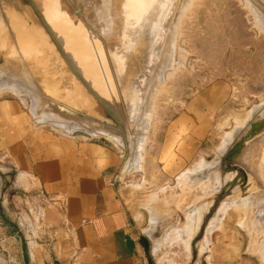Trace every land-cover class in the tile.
Listing matches in <instances>:
<instances>
[{
  "label": "rangeland",
  "instance_id": "obj_1",
  "mask_svg": "<svg viewBox=\"0 0 264 264\" xmlns=\"http://www.w3.org/2000/svg\"><path fill=\"white\" fill-rule=\"evenodd\" d=\"M184 1L163 0L150 34L141 23L136 26L139 32L135 29V12L142 11L134 0L0 3V11L12 10L10 22L18 27L7 32L3 46L23 58L37 53L36 61L24 62V67L1 61L0 264H22L25 236L15 219L35 213L30 203L36 195L27 186L30 178L17 180L14 164L15 145L31 133L95 144L115 154L114 180L126 187V197L141 220L148 217L145 233L151 235L154 255L162 264H264V117L257 113L264 109L262 15L251 10L248 0H186L183 6ZM116 29L125 41L139 43L144 35L145 44L128 55L116 52L110 48L116 43ZM165 48L174 63L171 73L165 77L164 72L162 78L158 58ZM99 52L105 54L99 58L106 95L79 64L86 57L95 61ZM58 53L80 85L73 75L67 76ZM125 57L130 61L126 88L118 75L120 65L113 60L123 63ZM37 77L43 80L40 87L45 92L29 86L27 79ZM46 89L69 95L65 102L78 110L63 109L67 116L77 113L86 118L80 109L88 108L104 119L106 109L115 118L106 121L118 137L94 136L89 127V133L81 126L70 132L68 127L55 128L47 119L46 123L42 112H37L39 105L45 111L63 107ZM149 95L153 100L147 106ZM144 109L147 126L141 121ZM190 134L198 138L192 144L184 141ZM167 140L169 156L159 162L152 156L161 143L165 148ZM173 160H181L182 166L169 176L164 167Z\"/></svg>",
  "mask_w": 264,
  "mask_h": 264
},
{
  "label": "crops",
  "instance_id": "obj_2",
  "mask_svg": "<svg viewBox=\"0 0 264 264\" xmlns=\"http://www.w3.org/2000/svg\"><path fill=\"white\" fill-rule=\"evenodd\" d=\"M194 139L190 134L184 141ZM72 140L31 133L15 145L16 179L30 178L36 195L35 213L15 219L25 236L22 264H162L145 233L148 217L141 220L126 187L114 180L116 155ZM168 143L160 144L155 160L168 154ZM181 164L169 162L165 173L173 175Z\"/></svg>",
  "mask_w": 264,
  "mask_h": 264
},
{
  "label": "bare ground",
  "instance_id": "obj_3",
  "mask_svg": "<svg viewBox=\"0 0 264 264\" xmlns=\"http://www.w3.org/2000/svg\"><path fill=\"white\" fill-rule=\"evenodd\" d=\"M135 2H137V5L140 3V5H139V7H138V9L140 10V11H142V12H140V14H138V13H136L135 12V14H136V25H135V23H134V25H135V29L137 30V32H139L138 31V29H137V27H139V24L141 23V25H142V27H144V29H147V33L148 34H150L151 33V30H152V25L154 24V22L155 21H158V18H159V16H160V14H161V11H162V1L163 0H142V1H138V0H134ZM248 1H250L251 2V5H249V7L251 6V10L253 11V12H257V11H259V12H261L260 13V16L262 15V18L261 17H259L260 19H262L263 20V22H264V0H259V4H258V1L257 0H248ZM247 1V2H248ZM186 2V0L184 1V4H183V6H185V4H188V3H185ZM188 2V1H187ZM249 3V2H248ZM247 5V4H246ZM188 6V5H187ZM2 7V6H1ZM248 7V8H249ZM261 7V8H260ZM260 8V9H259ZM1 10V9H0ZM250 10V9H249ZM251 11V12H252ZM130 13H132V11H130ZM9 15V20H7V24L10 22V13L8 14ZM101 15H102V17L103 18H105L104 19V23H107L108 22V20H106L107 19V16L105 15V14H102L101 13ZM258 15V14H257ZM106 16V17H105ZM259 16V15H258ZM256 18V17H255ZM259 19V20H260ZM257 21H258V19H257ZM157 23V22H156ZM257 23V22H256ZM10 26L12 27V30L13 31H15V30H17L18 29V27H16V23H14V24H12L11 22H10ZM260 24V26H261V23H259ZM264 24V23H263ZM9 26V25H8ZM137 26V27H136ZM264 27V26H263ZM102 28V27H101ZM5 29H7V26L6 25H4V24H0V70L3 68L2 67V64H4V62H5V64H9V65H11L12 67L14 66V67H24V65H23V63L24 62H27L29 65H31L32 63H34L36 60V58H37V53H36V50L34 51V52H30V53H28L24 58L23 57H19L18 56V54L17 53H14V54H11L10 53V51L11 50H8V48H5L3 45V41H5V38H6V36H7V30H5ZM119 32H120V30L119 29H116V31H115V35H116V37H114L115 38V41H116V43L115 42H113V44L110 46V48L111 49H115V51L117 52H122V53H124V54H126V55H128V54H130V53H133L134 51H136V47L137 46H139V49H140V46H143L145 43L142 41V40H144L145 39V36L143 35V37H142V39H139L140 40V42L138 43V41L137 40H134V39H131V40H134V41H136L137 42V44H134L133 42H131V40L129 41V39L128 40H126L125 41V39L126 38H122L120 35H119ZM173 33V32H172ZM175 33V32H174ZM14 34V33H13ZM12 34V35H13ZM172 35H175V34H172ZM174 38V37H173ZM64 38H62V40H63ZM65 40V39H64ZM128 41V42H127ZM142 41V42H141ZM145 47V46H144ZM7 50V51H6ZM6 53V54H5ZM97 55H98V57H97V59L94 61V60H90V59H88L87 57L86 58H84L83 60H82V62H80L79 63V61H80V58H79V61H78V58H75V55L73 56V59L77 62V63H79L80 65V68L82 69V71L84 72V74L86 75V77L90 80V82L95 86V87H97L101 92H102V94H104V95H106L107 93H106V90H105V87H104V84H103V82H102V79H101V76L102 75H100V70H101V66H102V64H101V61H102V59L100 60V58H104V56H105V54H102V53H97ZM23 56V55H22ZM99 56H100V58H99ZM162 57H164L163 58V63H162ZM23 58V59H22ZM1 59H3V60H1ZM125 61H123V63L122 62H118V60L117 59H113V60H116L115 61V64L117 65L118 64V66L120 65V73L118 74L119 75V78H120V80H121V84L123 85V87H127V77L129 76V74H130V66H129V63H130V61L128 62V60H127V57H125ZM1 61H4L3 63H1ZM158 61L160 62V65H159V69H158V75L160 76L161 75V77L162 78H164L163 77V75L166 77L167 75H168V71H170V73H171V70L170 69H172V65H173V58H172V54L170 53V50L169 49H166L165 48V50H164V52H163V54H162V52H161V54H160V57L158 58ZM104 64V63H103ZM163 67V68H162ZM6 68H9V66L8 67H6ZM174 70V69H173ZM165 72V73H164ZM117 73H118V71H117ZM164 73V74H163ZM120 74H121V76H120ZM2 77H4V75L2 76ZM159 78V77H158ZM157 78V79H158ZM161 78V79H162ZM156 79V80H157ZM28 80V83L30 84L29 86L30 87H35V86H37V88L39 87V88H41L40 90L41 91H43V92H45V89H42V87H40V83L43 81L42 79H40V77H37V78H34V81L30 78V79H27ZM160 82H161V80H160ZM155 83H157L156 81L154 82V85L156 86V84ZM0 85H1V87H2V84H1V81H0ZM55 86V85H54ZM52 87V85H50L49 86V88H51ZM56 88H57V86H55ZM86 87V86H85ZM87 88V87H86ZM154 88V87H153ZM152 88V89H153ZM34 89V88H33ZM88 89V88H87ZM152 89H150V90H152ZM89 91H90V89H88ZM46 92H50V93H52L53 95H55L57 98H58V100H61V104H62V106L63 107H61V109H58V111L56 110V111H54V110H48V111H45V110H43V105L41 104V105H39V108H38V105H37V103H34L35 101H33V100H29V101H31V103L33 102L34 103V105L38 108V114L40 113V112H42L41 114H42V116H41V119H44L45 121H46V123H47V120L49 121V122H51V125H54V127L55 128H64V127H68V129H69V131L70 132H73L74 130H79V126H81V128L83 127L84 128V131H86L87 133H89L88 132V130L86 129V127H89V128H91L92 130V132L93 133H95V134H93L94 136H109L111 139H113V137H118V135H117V133L115 132V130H114V128L112 127V126H106V125H103L102 124V122H97V121H93L91 118H88L87 116H86V118H82V117H80V116H78L77 115V113H75V115H76V117H73V115L72 116H67L62 110L63 109H69V110H71V111H76V109L75 108H70V107H72V104H74V103H66L65 102V98H69V95L67 94V93H65V92H62V91H60V90H50V89H46ZM152 94H153V92L152 93H150V95L152 96ZM150 95L148 96V98H147V101L145 102V103H147L148 105L147 106H150L152 103V101L151 100H153V99H149V97H150ZM151 98V97H150ZM71 99V98H70ZM72 100V99H71ZM80 100V99H79ZM73 101V100H72ZM32 103V104H33ZM33 105V106H34ZM100 106L101 105H99L98 107L96 106V109L99 111V108H100ZM42 107V108H41ZM145 107H146V104H145ZM144 107V108H145ZM262 107H264V106H262ZM147 108V107H146ZM145 108V109H146ZM149 108V107H148ZM147 108V109H148ZM34 109V108H33ZM45 109V108H44ZM145 109H144V117H142V119L143 120H141V121H143L142 122V126H144V124L145 123H150L149 122V119H148V122H146L147 121V114H146V112H145ZM146 109V110H147ZM261 109V108H260ZM150 110V109H149ZM259 110V109H258ZM73 111V112H74ZM151 112V111H150ZM254 112V111H253ZM253 112H252V114H253ZM257 112V111H256ZM152 113V112H151ZM150 113V114H151ZM258 114H260L261 113V115H263V117H264V109L262 108L261 110H260V112H257ZM256 113V114H257ZM40 114V115H41ZM149 114V115H150ZM97 115H98V113H97ZM251 116V115H250ZM258 116V115H257ZM42 117H44V118H42ZM96 117V118H95ZM98 118V116H94V120L95 119H97ZM254 118V117H253ZM252 118V119H253ZM47 119V120H46ZM146 119V120H145ZM43 120V121H44ZM88 120H90V121H88ZM98 120V119H97ZM100 120L102 121L103 120V118H100ZM151 120V119H150ZM144 123V124H143ZM89 125V126H88ZM146 126H147V124H145ZM146 126H145V128H146ZM79 127V128H78ZM240 127V126H239ZM249 127V126H248ZM80 128V129H81ZM143 128V127H142ZM251 128V127H250ZM249 128V129H250ZM109 129V130H108ZM116 131H118V130H116ZM91 132V133H92ZM119 133H120V131H119ZM248 133V132H247ZM245 135V134H244ZM233 137V136H232ZM142 138H143V136H142ZM114 140H116V139H114ZM117 140H118V138H117ZM142 140V139H141ZM140 140V141H141ZM232 143V142H231ZM142 144V143H141ZM229 144V143H228ZM228 144H226V145H228ZM227 147V146H226ZM142 149V148H141ZM140 152V151H139ZM217 164V163H216ZM215 164V165H216ZM219 164V163H218ZM221 164V163H220ZM213 166V165H212ZM216 167V166H215ZM214 167V168H215ZM212 169V168H211ZM210 173V172H209ZM219 173V172H218ZM211 174V173H210ZM217 176V175H216ZM229 176V175H228ZM225 177H227V176H225ZM219 178V177H218ZM228 180H229V178H227ZM226 179V180H227ZM224 207H226V206H224ZM208 208H209V203H207L206 205L204 204V207L202 208V209H205V211H208ZM222 209H223V207H222ZM226 209V208H225ZM224 209V210H225ZM220 211V210H219ZM224 212V211H223ZM222 212V213H223ZM219 213H221V212H219ZM219 215V214H218ZM222 215V214H221ZM223 216V215H222ZM217 219V218H216ZM218 219H220V218H218ZM145 220V219H144Z\"/></svg>",
  "mask_w": 264,
  "mask_h": 264
},
{
  "label": "water",
  "instance_id": "obj_4",
  "mask_svg": "<svg viewBox=\"0 0 264 264\" xmlns=\"http://www.w3.org/2000/svg\"><path fill=\"white\" fill-rule=\"evenodd\" d=\"M2 1H8V0H0V3L2 2ZM17 1V0H16ZM25 1V0H24ZM24 1L23 0H18V3L19 2H21L22 4L24 3ZM28 1V0H27ZM20 6V5H19ZM18 6V8H21V10H22V8L23 7H19ZM33 9V8H32ZM12 10H10V9H6V11H0V24H4V25H6L7 26V29H5V30H7L9 33H11L13 30H12V27L10 26L11 24H10V22L7 24V20H9V12H11ZM35 10L33 9V13H34V15H36V12H34ZM19 15H20V13H19ZM37 19H39L38 18V15L37 16H35ZM23 18V17H22ZM9 25V26H8ZM33 26V25H32ZM37 26H39V25H37ZM40 27V26H39ZM40 29L45 33V35H46V37H47V39H48V35H49V33L48 34H46V32H45V30L42 28V27H40ZM51 37V36H50ZM52 39V38H51ZM49 40V39H48ZM49 42H51L52 44H54L53 43V40H49ZM55 46V45H54ZM61 54H59L58 53V56H59V58H60V62H62L63 63V65H64V67H65V69L67 70V72H66V74H67V76L68 75H70L72 72H70L71 70H69V68H68V66H66V64H65V62H63L62 60V55L60 56ZM68 68V69H67ZM70 73H69V72ZM71 75H73V74H71ZM73 77H74V80L80 85V82H79V79L77 78V77H75L74 75H73ZM83 108H87V105H86V103H83ZM77 109V108H76ZM78 110V109H77ZM88 110V108L87 109H83V110H81L80 109V112H85L86 113V116L88 117V118H91L93 121H97V122H102V124L103 125H106V126H111V125H109L108 123H107V121H106V118L108 117V118H113V119H115L114 118V116L112 115V114H110V113H108L107 112V110L105 109V110H103V112L104 113H106L107 114V116L101 121L100 119H95L94 120V112H90V111H87ZM96 118V117H95ZM77 134H78V132H77ZM79 134H81V135H85V136H87V137H89L88 135H86L85 133H79Z\"/></svg>",
  "mask_w": 264,
  "mask_h": 264
}]
</instances>
